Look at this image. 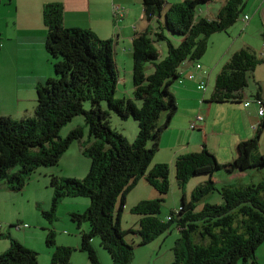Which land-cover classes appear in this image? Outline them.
<instances>
[{
	"label": "trees",
	"instance_id": "16d2710c",
	"mask_svg": "<svg viewBox=\"0 0 264 264\" xmlns=\"http://www.w3.org/2000/svg\"><path fill=\"white\" fill-rule=\"evenodd\" d=\"M211 1L167 4L165 0H142L143 18L154 25L131 43L132 98L116 97L118 72L112 40H100L88 29L66 28L59 3L42 7L44 46L53 60L54 77L36 86L32 117L16 120L0 115V182L10 191H21L36 169L56 166L69 145L82 140L86 128L89 144L82 142L80 149L90 159L86 176H50V206L36 207L41 218L51 223L62 199H89L85 212L71 213L70 219L77 228L88 224V229L80 232L77 250L90 264H100L91 244L95 237L108 253L110 264H131L134 246L126 243V236H137L136 245L145 246L172 224L179 237L172 248L171 264H258L256 250L264 242V183L217 188L212 175L264 168V156L258 152L264 119L251 138L237 144L230 163L220 164L205 145L197 152L177 157L174 176L181 189L194 176L205 174L208 180L192 190L189 200L182 191L180 207L176 214L169 215L170 220L157 217L170 187L169 167L158 163L150 168V164L158 152L161 134L177 110L170 88L180 78L181 65L198 61L206 52L207 38L233 26L245 4V0H226L214 18L200 17V7ZM261 39L264 49V26ZM160 44L165 46L162 50ZM262 63L264 51L262 55L250 48L234 52L216 76L210 102L243 105L241 92L247 86L248 74ZM85 103L89 104L88 110L84 109ZM110 112L122 121L132 118L137 123L138 132L132 142L111 128ZM78 115L83 117L84 127L60 138L61 129ZM141 179L157 197L134 205L130 213L139 216L138 227L124 230L120 220L126 197ZM215 191L221 203L205 202ZM4 238L9 248L0 255V264H39L34 250L10 235ZM45 244L54 246L50 264H71L75 249L56 245L52 230H48Z\"/></svg>",
	"mask_w": 264,
	"mask_h": 264
},
{
	"label": "crops",
	"instance_id": "0c3cea01",
	"mask_svg": "<svg viewBox=\"0 0 264 264\" xmlns=\"http://www.w3.org/2000/svg\"><path fill=\"white\" fill-rule=\"evenodd\" d=\"M165 1L167 4H175L184 0ZM217 1L218 0H212L206 5L200 7L198 12L199 16L214 18L217 13L211 12L210 10L215 6ZM220 1L218 10L226 0ZM49 3L61 4L63 8V24L66 28L88 29L91 30L100 40H112L117 72L118 62L121 66L124 64L128 65L129 71L132 70V40L136 35L145 31L148 26H151L152 24L154 25V22L147 23L143 18L142 0H0V7H2L0 17L6 21L5 29L0 31V115L2 116H8L16 120L32 117L36 106V86L43 84L47 79L54 77L53 60L47 54L44 46L46 28L42 20V7ZM114 7H117L122 12V16L117 21L113 17ZM256 15L260 21L256 32L261 38L264 18L261 17L262 15L259 17V12ZM253 17H255V15H253ZM252 21V17L241 19L242 24H245L247 27L249 24L251 25ZM249 29L252 28L249 27ZM253 33L254 37H256L254 31H252V34ZM249 36L250 34L246 32L243 35L235 37L233 43L239 41L237 38H240V46L242 45L241 48L235 50L232 43V47H229L228 50L222 49L219 58L220 62L213 65L212 69L207 70V74L194 68V64L198 63V61H186L181 65L179 68V79H182L183 81L177 83L178 79L170 88L177 104V110L170 125L176 126L179 123L177 125L179 127V134H173V137L179 142L172 143L171 141H165V135L160 142V147H167L172 150V154L169 162L157 161V164H173L177 157L191 152H197V150H201L203 145H205L217 159L218 155H221L222 152L227 155H232L231 160H222V162H219L220 164L230 163L235 157L237 144L254 135L251 133L243 135L233 131L225 132L222 138L220 134L219 138H217L218 140L215 139L216 142L211 144L206 141V130L202 127L204 118L203 121L196 122V118L201 115H194V113H191L192 102L194 103L198 100L200 102V107L204 102H210L211 96L214 92L217 74L234 52L251 47L253 38H250ZM257 47L258 51L256 53L257 55H261L263 52L262 39ZM215 67L213 89L209 92V95L206 96L207 83H209L212 71ZM263 67L264 64L258 65L253 72L248 74V77L251 76L252 78L254 89L249 95L243 94L242 91V101L253 100V97L256 95L264 97V75H259L261 70L258 72V69ZM189 74L193 75V79L189 80L187 78ZM119 83L120 80L118 74V86ZM200 83H204L206 86L205 91L197 89V86ZM129 97L132 98V88ZM180 103L182 109L179 106ZM241 106L245 109V112L241 114V119L245 122L247 118L252 122L251 130L255 132L254 127L257 124H260L264 118L257 116V106L254 103L251 102L248 107H244L242 104ZM179 114H182L183 116L181 121ZM193 122H196L197 126V129H194V131L197 130L200 132V135H196V137H199V141H193V138L195 137L194 133H189L192 131L189 129V126ZM41 174L42 173L28 180L26 186L19 192L10 191L4 182H0L1 225L12 223L10 220L5 219L6 217L3 213V211L11 209L10 207L7 208L4 203L5 200L12 203V210H14L16 209V201L25 194V192L31 194L30 201H35L36 204H42L44 205L42 208L47 209V203H49L52 194L46 193L44 197L42 196L41 190L46 188L47 182L41 183L39 179ZM228 175H231L233 178L246 176L236 171ZM204 180L207 181L208 176ZM214 182L217 184L215 180ZM153 195L154 194H152L150 198H154L155 196ZM1 234H3V232L0 231V255L6 252L9 248V241ZM11 237L15 238L14 236ZM15 239L18 240L17 237ZM78 241L79 242H77L76 246H74L76 249L79 248L80 237ZM25 246L31 248L26 244ZM256 260L258 264H264V260L260 258L258 249L256 250Z\"/></svg>",
	"mask_w": 264,
	"mask_h": 264
},
{
	"label": "rangeland",
	"instance_id": "374dc122",
	"mask_svg": "<svg viewBox=\"0 0 264 264\" xmlns=\"http://www.w3.org/2000/svg\"><path fill=\"white\" fill-rule=\"evenodd\" d=\"M220 0L217 1L215 6L210 10L211 12L217 13L219 8ZM2 7H0L1 13ZM260 13L259 17L261 16L264 18V0H245L244 8L240 14L239 19L237 22L227 29L226 32H220L216 34H212L210 37L207 38V49L205 54L198 60V63L201 65V71L204 74H207V70L212 69L213 65H216L217 62L219 63L221 50H228L229 47H232L233 39L239 35H243L246 32L250 34V38H253L252 45L250 48L254 52L258 51V45L260 44V36L256 32L258 23L257 13ZM255 15V17H253ZM210 16V15H209ZM253 18L251 25L249 24L248 27L245 24H242V18ZM261 18V19H262ZM247 20V19H246ZM6 21L0 17V31L5 29ZM252 28V29H249ZM239 30V31H238ZM241 31V32H240ZM255 32L256 37H254ZM242 37V36H241ZM233 43V48L237 50L241 48V40ZM165 47L164 44H160L159 49ZM260 49V47H259ZM118 58V57H117ZM123 64V63H122ZM264 64V63H262ZM206 70V71H205ZM215 69L212 71L211 78L209 83H207V93L206 96L209 95V92L213 89V80ZM261 70L259 75H264V67L259 68ZM118 74H119V86L116 90V97L117 98H130V90L132 88V76L131 70L129 71L128 65H120L118 62ZM182 79H179L178 82H182ZM254 84L252 81L251 76L247 79V86L243 89V94L249 95L250 92L253 91ZM205 97V96H204ZM245 98V97H244ZM139 105V104H138ZM181 103L179 104V106ZM103 109H107L105 103L102 105ZM182 109V107L180 106ZM84 109H89V104H84ZM191 110L192 114L198 115L200 114L204 118V123L202 127L206 130V141L209 143L216 142L215 139L219 138L221 134V138L225 132H236L239 134L245 135L246 133L254 134L255 132L251 130V123L247 118L244 122L241 119V114L245 112V109L241 106L240 103H214V102H204L203 105L200 107V102L197 100L196 102L191 103ZM111 116H109L110 126L111 128L120 133L124 138L127 139L128 142H132L138 132L137 123L132 119L129 118L128 120L122 121L120 120L116 114L110 112ZM180 115V121L183 119L182 114ZM179 119V118H178ZM195 119V118H194ZM179 121V120H177ZM179 121V122H180ZM194 121V120H193ZM179 124V123H178ZM177 124V125H178ZM175 125H170L162 134L159 140V149L158 152L155 154L152 163L150 164V168L157 164V161H170V156L172 154V150L168 149L167 147L161 148L160 142L162 141L163 137L166 135L165 141H171L172 143L179 142L174 137V135H178L179 127ZM201 126V125H200ZM84 127V119L81 115L76 116L73 118L69 123H67L60 131L59 136L62 139H65L66 136L70 131L75 128ZM190 127V126H189ZM190 129V128H189ZM192 130V129H190ZM189 133H194L193 141H199V137L196 135H200L199 131L192 130ZM87 130L84 128V135L81 141H74L72 142L62 157L59 159L56 166L49 167V168H38L34 171V173L30 176L34 178L41 174L39 178L41 183L47 182L46 188L41 190L42 196L46 193L52 194L51 188L49 187V179L50 176L56 177H63V178H76V179H83L90 167V159L84 156L80 149L81 143L87 142ZM214 137V138H213ZM220 138V141H221ZM202 140V137H201ZM218 140V139H217ZM198 151V150H197ZM258 152L264 156V128L260 135L259 143H258ZM216 157V156H215ZM232 155H227L226 153L222 152L221 155H218V162H222V160H231ZM169 167V191L163 197V202L161 204L160 213L157 217L162 220L166 221L167 216L170 214H176L182 199V191L186 196V200H189L190 194L192 190L199 184L205 182V178L207 175H197L188 180V182L184 185L181 189L177 185V181L175 180L174 176V163H166ZM246 176H238V177H231L224 173L223 171H218L213 174V180L217 182L216 187L219 188L222 185L226 184H235L237 186H246V185H257L259 183H264V168L260 170H251L242 173ZM29 179V180H30ZM155 196L154 198H150V196ZM157 197V193L155 190L149 186L144 179H141L137 182V184L133 187V189L127 194L125 206L123 212L121 214L120 225L121 228L127 230L128 228L136 229L138 227V220L139 216L130 213V209L136 205L138 202L142 200H153ZM4 199V197H3ZM6 199V197H5ZM31 194L29 192H25L15 203V208L11 205L9 201L5 200V204L7 209L3 211L5 214V219L10 220V224H3L1 225L0 231L3 232V236L10 235L17 237L18 241L25 246H30L32 250H34L38 255V263L39 264H50L51 263V254L53 252L52 247H48L45 244V237L48 230H52L54 234V241L56 245L70 247L75 249L72 253V257L70 260L71 264H90L86 255L82 252H79L76 247V244L80 236L81 231H86L88 229V224L83 223L80 228H77L76 224L73 223L70 219L71 213H79L82 214L89 206V199L88 198H64L58 204L56 211H55V220L51 223L47 222L43 218L39 211L37 210L35 201L32 202ZM49 200V199H48ZM51 200V199H50ZM47 203V209L50 206ZM44 202V201H42ZM205 202L210 204H219L221 203V197L215 191L212 193L208 198L205 199ZM44 204V203H43ZM40 207L44 206L42 204L39 205ZM118 206V205H117ZM116 206V210H117ZM24 218V219H22ZM7 222V221H6ZM21 222V223H20ZM20 223V224H19ZM19 224V225H18ZM18 225V226H17ZM2 237V236H1ZM179 237L178 229L176 228L175 224H172L170 228L163 233L162 235L158 236L154 241L145 245V246H137L138 237L134 235H128L125 238L126 243L134 246V258L131 264H171L173 262V252L172 248L174 246L175 241ZM92 247L94 248L96 255L98 257L100 264H110V257L106 250L100 247L99 238L95 237L91 241ZM28 248V247H27ZM258 253H260V258L264 260V243L258 248ZM238 264H242L239 261Z\"/></svg>",
	"mask_w": 264,
	"mask_h": 264
},
{
	"label": "built area",
	"instance_id": "2783aa9c",
	"mask_svg": "<svg viewBox=\"0 0 264 264\" xmlns=\"http://www.w3.org/2000/svg\"><path fill=\"white\" fill-rule=\"evenodd\" d=\"M122 16V12L120 9H118L117 7H114L113 8V17L114 19L117 21L119 20V18ZM264 51V49H263ZM263 54V52H262ZM261 54V55H262ZM194 68L196 70H200L201 71V65L199 63H195L194 64ZM189 80L193 79V75L192 74H189L188 77H187ZM205 88L206 86L204 85V83H200L198 86H197V89L200 90V91H205ZM254 103L256 106H257V116L258 117H263L264 118V97H260L258 96L257 98H254L253 100H249V101H245L243 103V106L244 107H248L250 105V103ZM200 121H203V117L202 116H198L196 118V122H200ZM196 122H193L190 124V129L194 130V129H197V126H196ZM258 125V124H257ZM256 125V126H257ZM256 126L254 127V129L256 128ZM166 220H170V217L167 216V219Z\"/></svg>",
	"mask_w": 264,
	"mask_h": 264
}]
</instances>
